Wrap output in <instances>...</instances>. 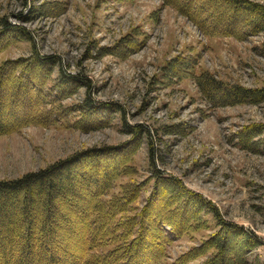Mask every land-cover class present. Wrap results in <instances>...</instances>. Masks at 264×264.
Returning a JSON list of instances; mask_svg holds the SVG:
<instances>
[{
    "label": "rangeland",
    "instance_id": "obj_1",
    "mask_svg": "<svg viewBox=\"0 0 264 264\" xmlns=\"http://www.w3.org/2000/svg\"><path fill=\"white\" fill-rule=\"evenodd\" d=\"M247 1L264 6V0ZM20 15L29 20H18ZM2 18L28 31L30 39L8 32L0 41V63L33 54L54 57L49 90L52 97H60L56 111L68 110L56 114L51 126L27 125L0 136V181L38 172L86 150L122 145L131 139L124 123L136 131L142 127L149 136L141 134L135 143L134 181L145 183L136 207L150 195L155 169L252 233L259 243L245 257L246 264H264V128L248 146L240 140L247 128L258 132L264 127V102L214 105L195 81L196 75L208 72L228 85L264 88V32L240 40L208 37L163 0H0ZM180 59L192 67L177 66V74L171 63ZM62 72L87 82L88 88L69 83V91L57 96ZM87 99L118 107L123 115L111 110L84 123L79 106ZM26 110L14 108L9 120L20 121ZM92 171L86 164L85 177ZM59 214L63 221L65 211L59 208ZM212 232L202 230L174 241L168 263ZM58 234L63 243L81 242L78 229L63 227ZM63 255L74 259L75 250L67 248Z\"/></svg>",
    "mask_w": 264,
    "mask_h": 264
},
{
    "label": "trees",
    "instance_id": "obj_2",
    "mask_svg": "<svg viewBox=\"0 0 264 264\" xmlns=\"http://www.w3.org/2000/svg\"><path fill=\"white\" fill-rule=\"evenodd\" d=\"M163 4L191 20L208 37L240 40L264 32V6L247 0H163ZM238 14H244L246 20H238ZM18 20L27 22L29 17L20 15ZM0 25V41L8 32L30 39L28 31L5 18L0 19ZM171 64L177 74L178 67H192L184 59ZM54 65V57L37 54L0 63V136L18 133L27 125L51 126L56 114L68 110L60 107L56 111L60 97H52L49 90ZM191 71L190 76L195 77ZM59 80L57 96L69 91V83L89 86L64 72L59 73ZM195 81L214 105L264 102V88L228 85L208 72L196 75ZM100 105L87 99L79 106L84 123L111 110L121 112L118 107ZM20 106L27 108L26 116L20 121L9 120L14 108ZM122 127L131 135L122 145L86 150L38 172L0 181V264H246L245 257L259 243L254 235L225 220L214 205L187 191L178 180L153 169V189L144 205L136 207L145 183L134 181L138 173L133 165L135 143L148 132L142 127L136 131L126 123ZM263 128L242 132L243 147ZM118 155L122 156L114 161ZM107 160L113 161L103 167ZM86 164L93 168L88 177ZM124 178L127 180L120 183ZM59 208L65 211L63 221L58 219ZM63 227L80 230V244L61 242L58 232ZM209 229L213 231L210 235L168 263V248L174 241ZM67 248L75 250L74 259L63 255ZM37 255L45 258L39 260Z\"/></svg>",
    "mask_w": 264,
    "mask_h": 264
},
{
    "label": "bare ground",
    "instance_id": "obj_3",
    "mask_svg": "<svg viewBox=\"0 0 264 264\" xmlns=\"http://www.w3.org/2000/svg\"><path fill=\"white\" fill-rule=\"evenodd\" d=\"M11 118V117H10ZM126 148V147H125ZM130 149V148H129ZM123 150V149H122ZM117 152V151H116ZM89 223V222H88ZM91 224V223H90Z\"/></svg>",
    "mask_w": 264,
    "mask_h": 264
}]
</instances>
